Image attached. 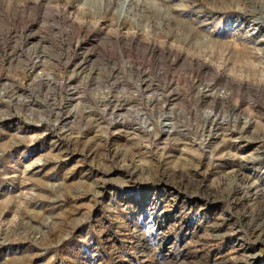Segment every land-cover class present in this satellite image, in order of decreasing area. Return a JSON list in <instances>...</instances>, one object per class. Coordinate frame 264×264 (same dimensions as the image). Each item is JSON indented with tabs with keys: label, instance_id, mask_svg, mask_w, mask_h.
Masks as SVG:
<instances>
[{
	"label": "rangeland",
	"instance_id": "374dc122",
	"mask_svg": "<svg viewBox=\"0 0 264 264\" xmlns=\"http://www.w3.org/2000/svg\"><path fill=\"white\" fill-rule=\"evenodd\" d=\"M0 264H264V0H0Z\"/></svg>",
	"mask_w": 264,
	"mask_h": 264
}]
</instances>
